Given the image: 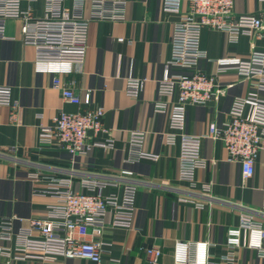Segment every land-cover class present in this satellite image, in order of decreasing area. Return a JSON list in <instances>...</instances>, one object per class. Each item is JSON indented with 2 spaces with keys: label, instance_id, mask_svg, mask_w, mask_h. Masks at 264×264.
<instances>
[{
  "label": "crops",
  "instance_id": "crops-1",
  "mask_svg": "<svg viewBox=\"0 0 264 264\" xmlns=\"http://www.w3.org/2000/svg\"><path fill=\"white\" fill-rule=\"evenodd\" d=\"M29 5L22 3L23 8ZM66 5L74 7L71 1ZM31 6L36 16L43 15V0ZM259 10L258 0H235L236 14H257ZM91 13L92 2L87 0L83 14L90 17ZM178 19L177 13L163 10L162 0H127L123 19L90 20L84 63L73 65L61 77L72 83L78 94L90 92L93 105L105 107V130L90 136L99 141L112 138L114 145L96 146L76 156L40 139L42 126L53 124L61 111L77 106L65 101L61 90L53 87L55 73L36 70L34 46L20 38L19 21L8 20L7 36L0 38V86L11 88L19 107L13 112L0 103V221L14 218L13 237L4 240L0 234V249L9 248L11 256L22 254L20 234L29 226L28 220L46 215L54 203L51 196L35 192L45 188L44 180L50 176L70 178L74 189L85 192L90 191L85 180L117 176L103 192L119 196L128 181L137 184L133 227L106 228L89 236L106 243L102 261L60 257L57 264H151L146 253L151 246L162 250L161 264H174L178 241H206L210 244L209 259L218 260L225 251L222 244L227 229L239 223L242 210H256L257 219L264 224L260 212L264 203V149L256 158L254 175L243 180L240 163L228 160L223 143L204 138L201 155L207 166L196 171L195 185L179 176L180 135L168 142L169 114L155 107L161 100L159 83L171 55V36ZM201 47L213 60L264 49L254 37L243 35L232 43L227 32L209 27L202 30ZM199 67L212 74L217 70L216 63L207 58L200 60ZM131 76L146 80L138 98L127 93ZM217 78L223 94L206 104L188 106L187 133L205 134L211 122L222 124L234 98L251 90V84L234 69L219 73ZM260 95L264 97V92ZM135 131L145 132L142 150L158 154V159H138L140 148L131 141ZM124 170L132 175H122ZM35 172L40 174L39 180L31 177ZM235 254L234 264H264V257L255 249L240 247ZM0 264L43 262L0 256Z\"/></svg>",
  "mask_w": 264,
  "mask_h": 264
},
{
  "label": "built area",
  "instance_id": "built-area-1",
  "mask_svg": "<svg viewBox=\"0 0 264 264\" xmlns=\"http://www.w3.org/2000/svg\"><path fill=\"white\" fill-rule=\"evenodd\" d=\"M24 1L30 4L27 8L22 7ZM36 1L0 0V38L7 36L8 20H18L20 38L36 50V70L55 73L53 87L61 90L65 101L77 106L72 111H61L54 117L53 124L42 126L40 139L62 146L72 156L86 154L96 146L113 147L112 138L99 141L90 136V133L105 130V107L93 105L90 92L78 94L72 83L65 82L61 76L70 72L73 65L84 63L90 20L123 19L127 0H90V17L83 14L87 0H43L42 16H36L32 11L31 5ZM66 1L73 2L74 7L67 6ZM258 2L260 10L257 14H236L235 0H162L163 10L177 13L179 19L173 27L171 55L159 83L161 100L155 107L157 111L169 114L168 142H173L175 135H180L179 176L193 185L196 171L207 166L201 155L204 138L223 143L228 160L240 163L243 180L254 175L256 158L264 149V97L260 95L264 92V49H255L247 56L230 55L213 60L201 47L202 30L209 27L227 32L232 43L247 35L261 41L264 48V0ZM203 58L216 63V73L200 69L199 63ZM230 69L248 81L251 90L234 98L228 118L222 124L211 122L205 134L187 133L188 106L217 100L224 92L217 76ZM145 81L144 78L129 77L127 93L138 98ZM0 103L10 106L13 112L19 107L9 86H0ZM144 138L145 132L131 133L132 143L140 148L138 159H158V154H146L142 150ZM122 175L130 176L132 172L124 170ZM31 177L35 180L41 178L38 172ZM110 177L85 180L89 192L74 189L72 180L67 177L45 178V188L35 192L51 196L54 203L46 215L28 220L29 226L20 234L23 237L20 256H11L9 248H1L0 256L37 258L43 264H57L60 257L101 262L106 243L89 236L94 232L101 234L106 228L133 227L136 209V182L128 181L122 196L104 194L103 189L110 179L117 176ZM205 194H208V188ZM260 212L264 214V203ZM256 214L253 209L242 210L239 223L227 229L222 244L225 251L218 260L209 259L210 244L206 241H178L174 264H234L235 252L240 247L255 249L259 256L264 257V224ZM13 219L7 217L0 221V234L4 240L13 237ZM146 253L151 264H161L162 250L159 247H148Z\"/></svg>",
  "mask_w": 264,
  "mask_h": 264
}]
</instances>
